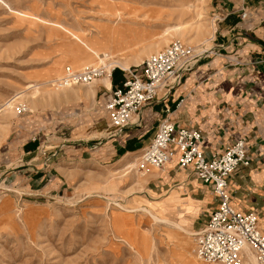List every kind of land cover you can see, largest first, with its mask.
Instances as JSON below:
<instances>
[{"label": "rangeland", "instance_id": "1", "mask_svg": "<svg viewBox=\"0 0 264 264\" xmlns=\"http://www.w3.org/2000/svg\"><path fill=\"white\" fill-rule=\"evenodd\" d=\"M228 1L0 0V264H211L196 258L194 236L213 203H199L205 187L191 173L175 167L169 177H150L164 169L155 168L142 176L135 160L140 152L107 158L105 143H115L120 132L100 115L96 127L88 117L75 125L55 110L60 103H28L35 90L56 91L41 83L66 65L109 64L88 54L69 30L107 39L109 47L99 53H122L132 70L174 40L207 48L219 29L216 11ZM261 65L236 63L228 73L254 79L258 92ZM115 69L122 79L128 75ZM21 106L27 110L19 113ZM235 106L232 114L244 107L242 100ZM257 106V117L246 116L259 131L247 137L252 159L244 170L256 173L246 197L264 217V102ZM177 172L186 181H175ZM178 188L180 202L171 205Z\"/></svg>", "mask_w": 264, "mask_h": 264}, {"label": "crops", "instance_id": "2", "mask_svg": "<svg viewBox=\"0 0 264 264\" xmlns=\"http://www.w3.org/2000/svg\"><path fill=\"white\" fill-rule=\"evenodd\" d=\"M243 8L247 11L245 18L241 17ZM216 13L219 24L217 37L209 41L207 48H200L198 51L192 48L194 55L192 67L183 72L181 83L165 95L159 94L157 99L147 104L132 119V123L128 127L123 129L120 134L117 133L119 138L114 139L118 143L117 145L113 146L116 143L113 141L105 143L106 147L111 146L107 158L118 159L119 157H126L127 154L135 155L141 152L151 142L159 122L165 117H169L179 126H188L199 130L203 135V147L208 154L222 152L240 137H244L250 145V140H247V137L259 131L254 129V124L250 119L259 115L257 105L261 101L264 102V0H230L221 5ZM251 61L262 64L263 68L259 71L262 74L261 81H255L257 82V91L259 89L258 92L253 90L254 79L249 81L245 77L233 76V74L228 73L229 68L236 63ZM121 76L122 72L117 70L114 72L115 87L111 76L110 89L96 83L83 88H75L74 91L62 92L60 94L62 102L54 108L55 110L63 109V114L68 115L75 125L80 117H88L89 121L92 122L90 126L96 127L102 122L98 123L99 115L103 119V123L109 122L105 106L111 98V91L121 86L125 80L126 77L122 79ZM248 84H251V87ZM244 87L247 90L243 91ZM91 89L94 90V93L88 95ZM238 100H242L244 109L242 108L240 112H237L233 108L232 114L230 105L233 104V107L236 108L235 104L238 103ZM232 115L235 118L231 119ZM246 116H249L250 119ZM243 131L245 132L244 135L241 133ZM95 138L97 139V137ZM121 152L124 155L120 154ZM166 165L170 167H166ZM166 165L162 172H155L150 177H157L163 173L169 177L175 167L179 168L176 159ZM152 170L155 168L141 171L140 175L145 176ZM183 170L188 171L196 178L197 185L205 187V193L198 200L199 203L208 204L210 201L213 203L206 221L200 227L201 231L207 225L210 214L217 207V198L211 185L197 178L190 169ZM186 176L184 172H177L173 179L184 182ZM255 176L254 171L247 172L243 167L230 177L231 200L233 206L238 210L253 212L251 209H256V207L251 206L246 197L247 186L250 181L255 180ZM175 191L177 192H173L168 198L169 202L170 198L176 197L173 203L169 202L171 205L180 202L178 192H181V188ZM255 214L259 219V226L264 232V217H259L256 212Z\"/></svg>", "mask_w": 264, "mask_h": 264}, {"label": "built area", "instance_id": "3", "mask_svg": "<svg viewBox=\"0 0 264 264\" xmlns=\"http://www.w3.org/2000/svg\"><path fill=\"white\" fill-rule=\"evenodd\" d=\"M247 11L243 8L241 17ZM108 60V55L103 54ZM191 47L181 40L147 57L141 65L128 69L125 80L111 91L105 106L109 123L115 132L132 123V119L149 103L181 83L183 72L192 67ZM115 67H112L110 77ZM106 73L104 63L75 68L66 65L61 75L49 81L56 90L87 86ZM25 106L18 112H25ZM176 159L179 168L190 169L194 175L212 186L217 207L209 216L207 225L194 236L196 258L211 264H244L246 247L254 254L257 264H264V232L254 212L238 210L232 204L230 177L240 168L251 164L249 145L244 137L235 139L222 152L208 154L203 147V135L194 128L179 126L169 117L162 119L151 142L137 158V170L163 168Z\"/></svg>", "mask_w": 264, "mask_h": 264}, {"label": "bare ground", "instance_id": "4", "mask_svg": "<svg viewBox=\"0 0 264 264\" xmlns=\"http://www.w3.org/2000/svg\"><path fill=\"white\" fill-rule=\"evenodd\" d=\"M103 27L105 28L106 32L110 31V33H112V35L114 34L113 30H111L110 27H107V26H103ZM69 32L72 34V36L77 41H79L85 47L88 54H94L97 56L98 61H100V62L105 61L106 62V58L103 56V54L105 55L107 53H105V51H103L104 53H102V52L99 53V51L104 50V49L109 47L108 44H105V41L107 39H102V38H98L95 36L87 37L85 34L74 33L70 30H69ZM180 36H181V34H180ZM113 39H114V37L111 38V41ZM108 59H110L109 64L104 63L106 66V73L101 78H99L97 80V83H100L103 85V87L110 89L111 88L110 72L112 71V67H118V68L123 69V70H128L130 68L132 62L130 61V59L124 57L122 53H118L117 55H112V56L108 55ZM107 62H108V60H107ZM49 70H51V71H49ZM49 70L47 69L48 72L46 74V77H51V73L53 71H52V69H49ZM49 81H51V80L44 81L41 83V85L48 84ZM37 86H38V84H33L32 88L36 89ZM89 86H91V85H89ZM67 91H74V88H66V89L61 90V91L60 90H56V91L49 90V91H44L42 94L40 92H38L37 90H35L31 94V100L28 103L30 105L29 108H38V106L46 107L52 103H53V105H56V104L58 105V103L62 102L61 98H60V96H61L60 94L62 92H67ZM93 93H94V90L91 89V92L88 95H93ZM65 96H67V95H65ZM68 98H69V96H68ZM65 101H66V99H65ZM8 110H9L10 114H13L15 112L13 109V104L12 105H11V103L8 104ZM246 251H247V257H246L247 261H245L246 263L244 262V264H257V261H256L254 254L250 251V249H248V247H246Z\"/></svg>", "mask_w": 264, "mask_h": 264}, {"label": "trees", "instance_id": "5", "mask_svg": "<svg viewBox=\"0 0 264 264\" xmlns=\"http://www.w3.org/2000/svg\"><path fill=\"white\" fill-rule=\"evenodd\" d=\"M117 69H115L112 73V77H113V83H114V87H115V79H114V72L116 71Z\"/></svg>", "mask_w": 264, "mask_h": 264}]
</instances>
